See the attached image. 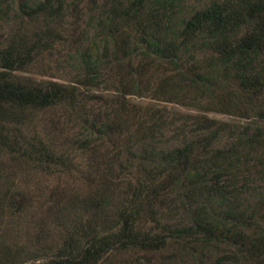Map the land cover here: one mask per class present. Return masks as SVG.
Segmentation results:
<instances>
[{
  "label": "trees",
  "instance_id": "trees-1",
  "mask_svg": "<svg viewBox=\"0 0 264 264\" xmlns=\"http://www.w3.org/2000/svg\"><path fill=\"white\" fill-rule=\"evenodd\" d=\"M84 3L100 36L70 30V79L22 77L61 41L66 10L77 18ZM179 4L0 0L2 16L42 24L0 46V264H157L165 250L175 254L168 260L188 252L195 264H224L213 250L221 243L263 264L264 231L254 229L264 223V186L253 195L247 187L264 173L253 152L264 136L248 139L250 149L218 144L209 118L173 125L165 108L126 98L180 104L205 96L222 69L239 77L249 111L264 120V74L243 75L264 48V0H222L170 23ZM155 64L164 71L144 80ZM112 70L118 81L106 100L92 91ZM37 175L56 185L28 186Z\"/></svg>",
  "mask_w": 264,
  "mask_h": 264
},
{
  "label": "rangeland",
  "instance_id": "rangeland-1",
  "mask_svg": "<svg viewBox=\"0 0 264 264\" xmlns=\"http://www.w3.org/2000/svg\"><path fill=\"white\" fill-rule=\"evenodd\" d=\"M219 2L221 3L222 0H180V6L172 12L170 23L177 22L180 19H186L195 11L211 3ZM86 7L87 3H84L82 5V11L77 18L75 11H71V8L66 10L67 14L64 23L62 28L59 29L61 41H54L53 48L43 49L41 55L36 58L35 63L29 67L26 72L20 74L22 77L30 78L34 81H68L70 79L73 72V67H70V65L73 63V58L77 56L75 52L77 45L70 42V30H76L74 34L75 37H79L80 34L86 32L91 38L93 37L97 41V37L100 36L94 31V26H89ZM13 15L14 13L12 12L9 13V16L5 17L0 14V46L6 45L13 36V39L18 41L21 34L31 33L42 27V24L36 23L33 19L21 25L20 19L15 18ZM141 61L142 60L136 59L133 63L134 66H137ZM121 62H123V60H121ZM202 65L203 64L197 65L195 68L198 69V67ZM260 69L264 74V48L261 54L255 58V61L248 66L243 75H251L254 70L261 71ZM162 70V66H156L155 64L149 69L144 80L159 76ZM102 73L109 81L104 84L99 82L101 84L95 86L92 92L106 100L112 99V94L110 92H105V89L117 83L119 73L116 72V70ZM163 74H165V72H163ZM213 78H215V80L212 81L210 89L205 92V96L191 93L189 97L187 96L180 104L156 102L147 98H137L134 96H128L126 101L133 106L141 107L142 110L146 109V107L165 108V121L173 125H177L178 121H189V116H195L196 114L209 118L212 122L213 131H218L214 141L218 142V144L228 145L236 140V143L240 147H247L250 149L248 141L253 139H258L260 141L261 137L264 136V120L258 119L254 113L249 111L251 109L249 107L252 106V104L249 103L250 97L243 96V90H241L237 82L239 77L234 76L233 71L228 73V71L219 69L213 75ZM255 147L257 148V146ZM255 151L259 152V154H261L260 156L263 157L262 165L259 167L260 171L263 173L264 147H258V150L256 149L253 152ZM256 155H251V157H256ZM248 158L250 159V155ZM259 179L260 181L250 180L253 182L248 184L247 188H249V190L263 189L264 182L262 181L264 179V173L259 175ZM55 185L52 178H44L40 175L30 179L28 184L30 187L42 189H50ZM75 186L78 187L77 185ZM253 190L249 191L251 195L256 193ZM261 218L264 219V216L262 215ZM260 221L261 222H259L254 229L257 231L255 232L257 235H262L261 231H264V223L262 220ZM252 231L246 230V236H250ZM193 250L195 251V249ZM213 250L216 257L225 256L228 257L227 259H230L224 262V264H256L255 262H249L245 256H242L240 251L229 245H224L222 243L217 244L213 247ZM173 255H175L173 251L165 250L162 253L154 255L153 259H155L157 264H195L194 260L196 254L190 255L186 252V255H181L180 258L174 257L168 260V258ZM133 258L134 257H132V259Z\"/></svg>",
  "mask_w": 264,
  "mask_h": 264
}]
</instances>
